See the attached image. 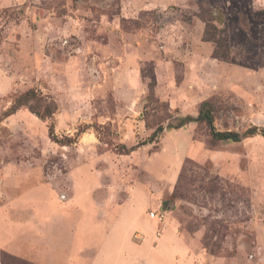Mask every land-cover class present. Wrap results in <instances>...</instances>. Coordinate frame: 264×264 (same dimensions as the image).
<instances>
[{
	"label": "rangeland",
	"instance_id": "obj_1",
	"mask_svg": "<svg viewBox=\"0 0 264 264\" xmlns=\"http://www.w3.org/2000/svg\"><path fill=\"white\" fill-rule=\"evenodd\" d=\"M149 2L151 10L129 14ZM201 17L226 30L228 62L212 57ZM130 51L136 88L123 85ZM92 52L101 54L99 63ZM156 67L163 78L173 76L172 87L160 86V94L155 87L169 112L146 99L141 71L152 68L157 79ZM28 91L54 110L52 119L28 107L6 116ZM203 102L213 107L216 131L264 129V0H0V205L39 181L55 189L61 205L73 192L84 206H105L119 220L116 233L138 214V223L156 227L155 237L160 231L158 242L172 227L199 256L195 264H210L201 254L248 264L257 224L264 239V137L217 141L203 123L168 127L196 117ZM162 120L154 142L117 152L147 141ZM185 161L184 187L174 198ZM158 210L163 225L148 217Z\"/></svg>",
	"mask_w": 264,
	"mask_h": 264
},
{
	"label": "crops",
	"instance_id": "obj_2",
	"mask_svg": "<svg viewBox=\"0 0 264 264\" xmlns=\"http://www.w3.org/2000/svg\"><path fill=\"white\" fill-rule=\"evenodd\" d=\"M153 6L151 3L145 6L135 4L129 14L135 15L144 8L151 10ZM123 8L121 13L127 15L126 4ZM117 17L110 20L113 27H116ZM97 55L94 54L93 58L99 63L101 54ZM124 61L123 85L136 88L139 70L135 52L130 51ZM169 72L165 79L157 74L156 67L157 94L162 92L160 86L172 87L173 76ZM89 191L85 190L84 195L89 196ZM75 195L72 192L68 200L65 195L67 203L61 205L55 189L39 181L18 196L9 194L0 205V252L34 264H137L141 257L149 264H195L198 260L199 256L191 252L172 227L165 230L168 237L158 242L154 234L156 227L147 221L140 220L138 223L137 214L116 233V222L119 220H115L114 213L106 211V207L97 202L96 206H84L81 198ZM256 226L253 227L256 233L255 252L250 256L252 260H247L248 264H264L263 226ZM135 231H140L145 237L143 243L132 240ZM200 256L202 262L231 264L226 258L210 254Z\"/></svg>",
	"mask_w": 264,
	"mask_h": 264
},
{
	"label": "trees",
	"instance_id": "obj_3",
	"mask_svg": "<svg viewBox=\"0 0 264 264\" xmlns=\"http://www.w3.org/2000/svg\"><path fill=\"white\" fill-rule=\"evenodd\" d=\"M203 21L205 22V29L203 32V40L206 42H210L213 45V52L212 57L214 59L228 62L230 60V52L228 49V35L226 30L220 29L218 30L214 24L212 23V17H201ZM142 77L148 79L147 84V102L153 103L157 105L158 108H160L164 112H169V106L166 103H161L155 96V87H156V78L155 74L153 72V69H149L148 71H141ZM42 100L38 98L35 92L28 91L18 98H16L12 106L8 109L6 116L14 114L18 109L21 107H28L29 110L35 114L37 117L41 119H52V115L54 113V110L49 105H42ZM148 108V107H147ZM149 109L153 112L158 111L156 108H150ZM171 118V117H170ZM169 118V119H170ZM177 119V118H176ZM165 120H162L158 122L156 125V129L152 133L151 137L144 142H141L137 144L136 146L126 148L125 146H118L116 147L117 152L119 154H130L131 152L135 151L137 148L146 145L148 143L154 142V139L163 131V123ZM213 107L209 102H203L199 107V112L196 117L191 116H185L182 118L177 119L176 125H169V128L172 129H179L182 128L190 123H203L207 126L209 129L210 136L217 141H232V142H239L242 140V138H248L252 137L256 134H260L264 137V129H258V128H251L249 129L245 134L239 135L236 132L233 131H216L213 127ZM50 135L53 136V126L49 128ZM70 143H73L74 140H68ZM189 161H185L184 165L182 166V169L180 171V174L178 176L177 183L175 185L174 191L172 193V197L174 198H180L181 197V190L184 187L183 182L186 174V165ZM208 246V245H206ZM1 264H32L23 260H18L17 258L7 254L2 253V256L0 257Z\"/></svg>",
	"mask_w": 264,
	"mask_h": 264
},
{
	"label": "built area",
	"instance_id": "obj_4",
	"mask_svg": "<svg viewBox=\"0 0 264 264\" xmlns=\"http://www.w3.org/2000/svg\"><path fill=\"white\" fill-rule=\"evenodd\" d=\"M148 217L150 220L155 221L158 224H165L166 218H165V212L163 210H158V211H150L148 213ZM136 238H141L140 235L136 234ZM160 236V231L156 233V237Z\"/></svg>",
	"mask_w": 264,
	"mask_h": 264
}]
</instances>
